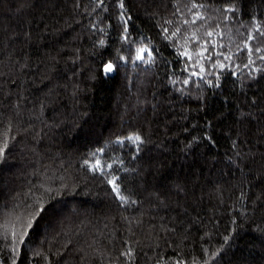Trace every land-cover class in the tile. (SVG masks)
Masks as SVG:
<instances>
[{"label": "trees", "instance_id": "1", "mask_svg": "<svg viewBox=\"0 0 264 264\" xmlns=\"http://www.w3.org/2000/svg\"><path fill=\"white\" fill-rule=\"evenodd\" d=\"M0 150V264H264V0H0Z\"/></svg>", "mask_w": 264, "mask_h": 264}, {"label": "snow or ice", "instance_id": "2", "mask_svg": "<svg viewBox=\"0 0 264 264\" xmlns=\"http://www.w3.org/2000/svg\"><path fill=\"white\" fill-rule=\"evenodd\" d=\"M209 35H210V33H209ZM144 51H146V49H138L137 50V59H143V56H141L139 53H141V52H144ZM105 72H110V71H112V65L111 64H107L106 66H105ZM131 139V138H130ZM136 140H139V137H137L136 138ZM0 155H2V150H0ZM110 183H112L113 185H114V190H117L116 188H115V183H114V181H110ZM117 194L119 195V193H118V191H117ZM41 211H42V209H41ZM32 226V222L31 221H29L28 222V227H31Z\"/></svg>", "mask_w": 264, "mask_h": 264}, {"label": "water", "instance_id": "3", "mask_svg": "<svg viewBox=\"0 0 264 264\" xmlns=\"http://www.w3.org/2000/svg\"><path fill=\"white\" fill-rule=\"evenodd\" d=\"M104 69H105V67H104ZM104 69H103V71H104L105 76L112 77L115 75V68L113 67V65H112V71H110V72H105Z\"/></svg>", "mask_w": 264, "mask_h": 264}]
</instances>
